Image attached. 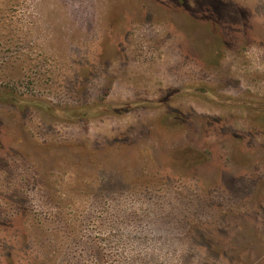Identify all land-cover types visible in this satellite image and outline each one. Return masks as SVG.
Segmentation results:
<instances>
[{
	"label": "rangeland",
	"instance_id": "rangeland-1",
	"mask_svg": "<svg viewBox=\"0 0 264 264\" xmlns=\"http://www.w3.org/2000/svg\"><path fill=\"white\" fill-rule=\"evenodd\" d=\"M0 264H264V0H0Z\"/></svg>",
	"mask_w": 264,
	"mask_h": 264
},
{
	"label": "trees",
	"instance_id": "trees-1",
	"mask_svg": "<svg viewBox=\"0 0 264 264\" xmlns=\"http://www.w3.org/2000/svg\"><path fill=\"white\" fill-rule=\"evenodd\" d=\"M11 102L13 103V104H18V105H26V104H28V105H36V106H38V107H40V108H42V109H46V110H48V111H50V112H52V111H56V112H58L57 110H55V109H53L52 107H50V106H46L45 104H43V103H39V102H30V101H27V100H20V99H18L17 97H15V96H11ZM52 113H54V112H52ZM59 113V112H58ZM89 113H91V112H89ZM64 116H67V117H72V114H71V112H64Z\"/></svg>",
	"mask_w": 264,
	"mask_h": 264
}]
</instances>
